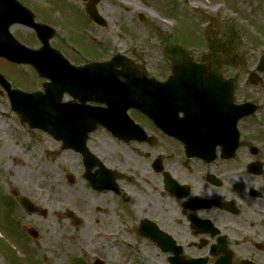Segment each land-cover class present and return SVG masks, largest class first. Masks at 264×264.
Listing matches in <instances>:
<instances>
[{"label": "flooded vegetation", "instance_id": "obj_1", "mask_svg": "<svg viewBox=\"0 0 264 264\" xmlns=\"http://www.w3.org/2000/svg\"><path fill=\"white\" fill-rule=\"evenodd\" d=\"M80 1L79 12L85 13L86 0ZM62 38L72 51H62L64 56L75 65L84 64L87 59L67 35ZM194 61L202 58L194 56ZM168 62L163 58L158 73L147 75L158 89L147 82L127 91L131 105L141 97L151 113L129 106L121 117L113 114L112 129L100 125L86 142L111 170V205L124 224L113 223L114 215L105 224L91 221L82 208L65 213L80 226L82 237L66 242L59 250L61 259L79 253L81 264L97 259L115 264L120 249H133L135 236L167 264H264V101L254 100L257 111L232 128L229 115L214 112L204 99H196L194 106L195 98L182 95ZM231 67L222 64L221 76L237 79L234 103L244 104L245 77L230 74ZM63 102L73 110L84 108L69 90ZM46 135L59 145L61 155L81 160L85 168L81 152L64 148L78 142L79 130H67L65 141ZM103 168L96 164L93 172Z\"/></svg>", "mask_w": 264, "mask_h": 264}, {"label": "rangeland", "instance_id": "obj_2", "mask_svg": "<svg viewBox=\"0 0 264 264\" xmlns=\"http://www.w3.org/2000/svg\"><path fill=\"white\" fill-rule=\"evenodd\" d=\"M22 1L35 10L38 21L57 24L52 40L55 47L72 52L62 38L67 32L69 43L87 60L109 59L121 53L158 73L167 40L190 48L197 57L212 43L228 47L244 61L242 66L231 67L229 73L245 77V98L264 101V73L256 70L264 55V0L197 1L208 8L193 7L192 1L196 0H101L97 7L107 21L106 27L92 23L85 13L79 12L80 0ZM216 5L220 8L211 10ZM154 12L168 18L169 23L154 16ZM141 14L144 20L139 18ZM12 30L27 45H40L32 30L23 26ZM0 70L15 88L29 91L41 88L44 82L30 67L1 58ZM252 72L262 78L257 85L250 82ZM58 146L48 135L23 124L12 110L7 94L0 95V264H75L74 256L82 260L79 253L73 257L69 253L65 259L59 257V250L80 232V226L75 227L65 215L68 207L76 211L82 208L91 221L105 224V218L114 215L113 223L124 224L111 205L115 201L113 193L95 191L83 177L82 161L61 155ZM27 158L31 162L29 169L20 171L19 163ZM5 176L11 179L8 185ZM56 196L59 197L53 199ZM20 197H27L38 210L26 211ZM98 206L101 211L95 210ZM51 210L59 213L53 215ZM24 224L39 231L38 244ZM135 240L133 236V249L124 247L118 251L115 264H167L152 246L145 247Z\"/></svg>", "mask_w": 264, "mask_h": 264}, {"label": "water", "instance_id": "obj_3", "mask_svg": "<svg viewBox=\"0 0 264 264\" xmlns=\"http://www.w3.org/2000/svg\"><path fill=\"white\" fill-rule=\"evenodd\" d=\"M98 1L92 0L87 5V12L96 23L106 26L105 19L99 14L96 7ZM141 18L144 17L141 16ZM14 23H23L34 28L43 46L39 49H33L20 43L9 30L10 26ZM54 34L55 30L52 27L45 23L36 22L35 14L18 0H0V56L7 57L17 63L31 64L41 77L53 81L45 83V94L40 91L28 93L19 89H12L11 84L0 73V82H3L9 90L13 109L22 115L23 122L29 123L33 128L38 127L49 132H54L55 127L64 126L65 128L81 131V143L79 145H70L81 149V147H85L88 134L95 130L97 124H104L112 129L113 114L117 112V115L121 117L122 113L126 112V108L129 105L122 103V101L118 103L117 110L113 109L112 106V99H121V91L127 90V81L121 82L120 77L123 76L126 80H129L133 75H144L147 72L143 66L136 65L132 60L121 54L116 55L109 61H93L85 66L71 67L62 54L51 47L50 39ZM164 51L166 58L171 60L174 73L179 76L178 80L183 84H188V87L192 90L190 93L192 92L193 94L194 90L193 95H195V92L196 94L203 92L208 104H211L212 101L215 104L216 100L220 98L224 100V105L230 107V113L234 118L232 126H234V122L238 118L255 112V105L249 102L244 105L233 104L236 81L231 79L223 80L222 82V78L219 75V65L216 59L230 64H238L241 62L238 55H233L230 52L206 53L203 58L211 59L208 67L210 73H207L208 69L206 70L204 67V70L202 67L204 65L186 60L191 57L180 45L166 43ZM118 66H123V69L117 70L116 67ZM258 69L264 71V57H262ZM69 73H72L74 76H78V74L82 77L85 76L81 80L77 79L75 81L77 86L71 89L73 96L83 102L90 100L107 104L108 108H91L84 105L82 109L78 110L77 108L71 111L73 118L75 116L77 119L76 122L73 118H67L68 115H64L67 113V110H65V106L61 103L63 88L57 90V87L59 86L58 84H62L70 78L71 75ZM205 74L211 75L204 76ZM251 80L252 83H257L259 78L253 73ZM78 81L81 83V86L78 85ZM130 82L139 81L132 79ZM82 83H85L86 86L82 85ZM201 83L204 86L200 85ZM192 84L196 85L191 87L190 85ZM123 108L125 110H122ZM55 118H59V120H55ZM63 120H65V124ZM60 136L57 135L61 139L62 137ZM92 163L91 160L87 161L89 169L93 167ZM106 171H100L96 176H89L93 185L100 190L111 188L112 185L110 182V178H112L111 171ZM21 203L29 211L36 210V207L25 197L21 198ZM27 230L33 237L36 238L38 236V232L34 228H28ZM189 263L197 264L198 262L191 261ZM220 264L223 263L221 262Z\"/></svg>", "mask_w": 264, "mask_h": 264}, {"label": "bare ground", "instance_id": "obj_4", "mask_svg": "<svg viewBox=\"0 0 264 264\" xmlns=\"http://www.w3.org/2000/svg\"><path fill=\"white\" fill-rule=\"evenodd\" d=\"M119 1H121V2H127L128 0H119ZM198 0H196V1H192V5H193V7H195V8H201V7H207L208 8V6H206V5H204L203 3H201V2H197ZM220 8V5H216V6H214V7H211V10H218ZM154 16H156V17H159L160 19H161V21H163L164 23H166V24H168L169 23V19L168 18H162L161 16H160V14H158V13H156V12H154ZM137 31V30H136ZM138 32L139 33H142V31L141 30H138ZM20 164V167H19V169H20V171H25V170H27V169H29V167H30V165H31V162L29 161V158H27L26 160H24L23 162H20L19 163ZM22 169V170H21ZM25 175H28V174H25ZM4 180H5V182L7 183V185L9 184V182H11V179H10V177L9 176H5L4 177ZM5 183V184H6ZM59 196H56V197H53V199H57ZM66 213H69V214H71V213H73V212H71V211H73V209L72 208H70V207H68V208H66ZM51 214H53V215H57L59 212H57V211H55V210H51V211H49ZM82 237V233H79V235L75 238L76 240H78V239H80Z\"/></svg>", "mask_w": 264, "mask_h": 264}]
</instances>
